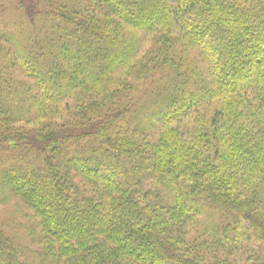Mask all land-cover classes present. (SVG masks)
Here are the masks:
<instances>
[{"label":"trees","instance_id":"1","mask_svg":"<svg viewBox=\"0 0 264 264\" xmlns=\"http://www.w3.org/2000/svg\"><path fill=\"white\" fill-rule=\"evenodd\" d=\"M9 202L0 264H264V0H0Z\"/></svg>","mask_w":264,"mask_h":264},{"label":"rangeland","instance_id":"2","mask_svg":"<svg viewBox=\"0 0 264 264\" xmlns=\"http://www.w3.org/2000/svg\"><path fill=\"white\" fill-rule=\"evenodd\" d=\"M20 218L21 212L19 211L18 205L14 202L0 205V224H3L9 231L18 232L25 230L21 228V222L19 221ZM253 249H257V245L255 243L246 249V254Z\"/></svg>","mask_w":264,"mask_h":264}]
</instances>
